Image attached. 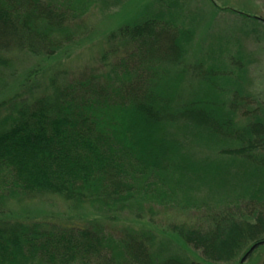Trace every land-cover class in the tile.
Listing matches in <instances>:
<instances>
[{"label":"trees","instance_id":"obj_1","mask_svg":"<svg viewBox=\"0 0 264 264\" xmlns=\"http://www.w3.org/2000/svg\"><path fill=\"white\" fill-rule=\"evenodd\" d=\"M126 1L0 0V66L14 52L55 57L96 7L108 15ZM207 2L214 22L219 7ZM208 22L187 0H152L110 34L101 69L0 99V208L56 195L140 221L156 207L201 221L162 231L160 242L153 230L116 235L98 220L0 221V264H244L264 246V103L232 86L252 64L256 30L243 42L213 35L206 61L192 64ZM199 74L203 94L192 84Z\"/></svg>","mask_w":264,"mask_h":264},{"label":"rangeland","instance_id":"obj_2","mask_svg":"<svg viewBox=\"0 0 264 264\" xmlns=\"http://www.w3.org/2000/svg\"><path fill=\"white\" fill-rule=\"evenodd\" d=\"M191 7L199 5L206 12L209 22L202 25L196 32L190 61L195 64L205 62L207 54L211 52V44L215 42L217 33L232 35L235 41L243 42L245 29H255V35L248 43L246 51L250 53L252 64L248 68H241L233 84L242 82L246 95L264 103V0H215L218 5L217 16L212 18L214 9L207 0H187ZM152 0H129L124 5L115 7L106 15L96 7L86 18V30L74 45L67 46L52 58L32 57L25 53L14 52L8 56L9 64L0 66V99L8 98L16 93L27 92L29 95L43 94L49 91L52 80L64 83L76 78L82 72L101 69L102 54L109 47L110 34L117 31L130 15L139 14L144 6ZM261 19L257 24L245 25L243 16ZM211 24V25H210ZM250 32V31H249ZM251 33V32H250ZM253 33V32H252ZM251 33V34H252ZM229 54H226L228 57ZM206 56V57H205ZM247 59V58H246ZM208 63H210L208 61ZM243 66V65H242ZM200 74L193 81L197 91L203 92L206 85L200 80ZM230 76H224V86L229 88ZM241 88V91L243 93ZM230 99V97H229ZM261 208V206H259ZM196 213L155 208L141 221L131 213L107 215L97 212L90 204H75L56 195H36L32 197H14L7 199L0 208V221L16 220L48 221L59 224H88L91 220H98L116 235H121L128 228H146L157 235V242L165 238L162 231L168 232L170 227L182 223H197L201 221ZM190 258H198L197 254L188 253ZM264 261V246L259 247L244 264H262Z\"/></svg>","mask_w":264,"mask_h":264}]
</instances>
